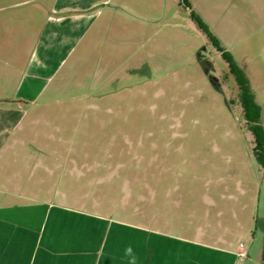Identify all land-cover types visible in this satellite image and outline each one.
I'll use <instances>...</instances> for the list:
<instances>
[{"label": "crops", "instance_id": "obj_1", "mask_svg": "<svg viewBox=\"0 0 264 264\" xmlns=\"http://www.w3.org/2000/svg\"><path fill=\"white\" fill-rule=\"evenodd\" d=\"M126 8L122 0H0V264H238L239 253L247 257L241 239L251 232L249 221L238 216L248 204L234 193H205L200 199L207 208L184 222L170 213H178L183 196L173 194L174 186L159 197L151 171L150 225L83 205L94 196L98 203L103 193L96 185L118 178L101 171L121 166L111 167L105 157L118 155L112 140L98 145L101 160L90 158L88 134L78 145L79 106L93 110L91 121H104L103 132L120 118L124 87L88 93L87 100L59 93L81 87V73L95 77L90 86L105 87L112 80L107 74L120 72L118 54L106 51L104 40L121 30L116 22ZM86 184L91 189L78 194ZM236 185L244 196L242 183ZM223 197L239 203V213L230 210L233 230L223 223L225 211H213ZM175 222L187 233L171 231Z\"/></svg>", "mask_w": 264, "mask_h": 264}, {"label": "rangeland", "instance_id": "obj_2", "mask_svg": "<svg viewBox=\"0 0 264 264\" xmlns=\"http://www.w3.org/2000/svg\"><path fill=\"white\" fill-rule=\"evenodd\" d=\"M122 1L128 14L116 22L121 32L117 29L112 39L101 41L106 51L118 54L120 72L108 73L112 80L105 87L90 86V78L95 77L81 73V87L59 93L65 100L72 95L87 100L88 93L124 87L120 118L110 120L103 132L98 126L104 121H91L93 110L79 106L78 145L88 134L94 142L89 145L90 158L101 160L103 155L96 153L98 145L112 140V150L120 149L118 155L113 152L105 157L110 158L111 167L115 162L121 166L101 171L102 177L115 174L118 178L111 185H96L103 193L98 195V203L94 196V201L83 205L150 225L151 171L157 172L152 182L157 184L159 197L174 186L173 194L183 196L178 213H170L184 222L188 214L207 208L200 199L205 193H234L248 204L238 220H248L245 224L251 231L241 239L247 257L239 258L238 264H264V168L254 156V137L247 128L228 64L190 17L191 9L198 13L242 68L261 107L264 127V0H188L190 7L182 0ZM140 38L143 40L136 45ZM110 105L107 107L113 111L115 104ZM64 117L63 130L67 132L71 126ZM70 118L75 122V117ZM238 182L244 196L237 191ZM91 186H80L77 193L89 191ZM237 203L218 198L213 209L225 211L223 223L232 230L236 221L230 210L239 213ZM177 224H171V231L186 234Z\"/></svg>", "mask_w": 264, "mask_h": 264}, {"label": "trees", "instance_id": "obj_3", "mask_svg": "<svg viewBox=\"0 0 264 264\" xmlns=\"http://www.w3.org/2000/svg\"><path fill=\"white\" fill-rule=\"evenodd\" d=\"M186 7H190L188 0H182ZM190 17L197 27L208 37L213 46L221 53L228 64L229 72L233 75L238 87V100L242 108L247 128L254 137L253 153L256 161L264 168V127L261 124V107L255 100V95L250 87L244 71L237 61L220 43L218 38L211 32L203 18L191 9Z\"/></svg>", "mask_w": 264, "mask_h": 264}, {"label": "built area", "instance_id": "obj_4", "mask_svg": "<svg viewBox=\"0 0 264 264\" xmlns=\"http://www.w3.org/2000/svg\"><path fill=\"white\" fill-rule=\"evenodd\" d=\"M241 245H242V244H241ZM239 256H240V257H244L245 254H244V253H239Z\"/></svg>", "mask_w": 264, "mask_h": 264}, {"label": "flooded vegetation", "instance_id": "obj_5", "mask_svg": "<svg viewBox=\"0 0 264 264\" xmlns=\"http://www.w3.org/2000/svg\"><path fill=\"white\" fill-rule=\"evenodd\" d=\"M205 65L204 62H202V66Z\"/></svg>", "mask_w": 264, "mask_h": 264}]
</instances>
